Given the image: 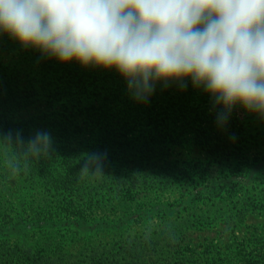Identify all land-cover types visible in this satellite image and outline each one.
I'll return each instance as SVG.
<instances>
[{"label": "trees", "instance_id": "16d2710c", "mask_svg": "<svg viewBox=\"0 0 264 264\" xmlns=\"http://www.w3.org/2000/svg\"><path fill=\"white\" fill-rule=\"evenodd\" d=\"M20 48V54H25L23 47ZM35 50L31 51V54L37 58L40 67L48 72L59 70V78L67 79L65 84L72 80L78 87L77 93L85 94L88 98L82 103L80 97H72L73 94L68 90L72 87L66 85L61 93H64V97L59 99L56 93V104L60 107L36 118V125L43 126L45 123L56 129V153L60 152V147L63 151V158L59 161H52L51 154L50 157L38 161L30 160L27 170H23L24 175L35 177V174L43 169V176L49 181V189L56 191V194L60 193L61 198L56 197L54 205L56 221L52 214L49 221H43L45 224L53 226L56 223V229L73 228L79 236L90 235L94 230L116 231L124 226L120 225L125 222L123 217L118 221H110L97 219L92 215L97 209L106 206L109 197L97 198L94 191L83 190L84 178L78 174L83 164L80 149L83 145L77 146L73 143L78 136L86 134L100 146L111 145L124 155L123 153L131 147L130 133L133 134V130L142 127L148 132L146 137L143 135L144 147L159 145L162 142L178 143L182 146L186 143L198 148L204 154V159L191 158L184 162L172 160L167 166L146 174H142L139 169L128 163L125 166L134 173L130 179H123V175L119 174L123 172V165L118 162V173L112 193L115 199L119 201L134 194H146L151 190L147 179L149 174L166 181L170 178L178 179L179 183L175 188L180 197L177 204L173 205L179 209L189 211L196 207L195 204L206 206L211 203V206H214L235 196L241 199L240 207H235L239 219L243 218L247 208L264 209V192L253 197L248 190L249 185L264 169L263 156H260L264 148V131L260 138L253 139V146H249L248 133L243 121L239 119L240 113L236 107L226 124L221 126L217 124L216 119L219 108L213 106L211 98L203 89L194 88L191 81L185 82L186 88H181L176 83L168 86L157 83L155 91L146 103L137 102L129 93L126 81L115 70L82 67L75 61L60 63ZM19 77L20 70L17 67L3 63L0 59L1 130L4 133L11 130L14 134L19 131L26 143L29 139L28 120L17 119L15 111L20 109L19 106L27 100V94L30 92L25 93L26 97L19 94ZM65 146L70 148L64 150ZM3 151L6 153L9 150L3 148ZM166 181L162 190L168 188ZM1 208L0 229L7 235L13 234L14 231L17 234L24 232L21 234L24 235L34 229V221H42L43 214L49 212L40 206L41 210L35 212L37 216H32V219L36 220L31 219L28 223L20 215L9 218L4 213L5 209ZM167 210V206L151 208V211L163 212L164 215ZM153 239H147L143 246L120 245L119 250L121 249L128 259L126 264H131L134 257H137L141 264H264V250L259 247L264 244L256 245L255 247L259 248L251 254L246 249L247 244H250L247 239L236 244L240 257L237 253L232 254V251L228 250L229 247L221 252L208 244L203 245L201 251L199 249L196 252L189 246L184 249L178 247L169 251L170 255L158 257L150 252L154 246L153 243L151 248ZM169 240L174 241L175 237L170 236ZM12 248L8 250L11 260L22 259L26 264H37L42 257L38 253L39 250L36 251L30 246L26 248L19 241ZM119 250H100L93 246L84 257H81L78 250L76 259L70 264H115V256ZM56 253L58 264H68L65 259L67 253L63 251L61 244L56 245Z\"/></svg>", "mask_w": 264, "mask_h": 264}, {"label": "clouds", "instance_id": "9594fccd", "mask_svg": "<svg viewBox=\"0 0 264 264\" xmlns=\"http://www.w3.org/2000/svg\"><path fill=\"white\" fill-rule=\"evenodd\" d=\"M0 34L60 63L115 70L137 102L157 83L191 81L219 108L218 125L237 106L264 119V0H0ZM52 143L46 131L25 143L0 130L8 178ZM105 157L85 153L79 176H104Z\"/></svg>", "mask_w": 264, "mask_h": 264}, {"label": "rangeland", "instance_id": "374dc122", "mask_svg": "<svg viewBox=\"0 0 264 264\" xmlns=\"http://www.w3.org/2000/svg\"><path fill=\"white\" fill-rule=\"evenodd\" d=\"M20 47L22 46L7 34H0L1 61L20 70L19 94L26 97L25 93L30 92L27 94V100L19 106L20 109L17 108L18 110L15 111L16 118L23 121L28 120L29 133L27 136L29 138L33 137L37 131H46L51 135L53 141L52 161L56 162L63 158L61 147L59 148L60 152L56 153V129L50 125L47 126L45 123L43 126L36 125V118L45 113L49 114L52 110L60 107L56 104V93L61 99L64 95L61 93L65 90L66 85L72 87L71 90L68 88L73 94L72 97H80L82 103L88 98L85 94L77 93L78 87L72 80L69 84H65L67 79L59 78L61 74L59 70L48 72L40 67L37 58L32 57L31 51L34 49L23 48L25 54H20L22 52ZM236 108L240 113L239 119L243 121L248 133L249 146H253V139L260 138L262 131H264V119L239 106ZM133 132V134L130 133L131 147L123 153L124 155L111 145L100 146L86 134L78 136L73 143L77 146L83 145V148L79 147L83 155L92 152L106 153L103 161L105 175L99 178L91 176L84 178L85 189L83 187V190L86 192L94 191L97 198L109 197L106 206L100 210L97 209L92 215L97 219L103 218L110 221H118L120 217L125 219L124 224L119 223L124 226L116 231L94 230V233L87 236H79L73 228L68 230L67 227L56 229V223L50 226L43 222L49 221L52 214L56 221L54 205L56 197L61 198L60 193L56 194V191L53 192L49 189V181L43 176V169H40L35 177H33L34 175H24L22 170L17 178L9 179L4 163L5 153L0 147V208L4 205L1 209H5L4 213L9 218L20 215L28 223L36 220L32 219V216H37L35 212L41 210L40 206L49 210L43 214L42 221H34L36 223L34 229H30L24 235H21L24 232L17 234L15 231L13 234L7 235L5 232L3 234L0 229V264H26V261L22 259L20 261L11 260L10 255H8L9 248L15 247L18 241L23 243L26 248L30 246L36 251L39 250L38 253L42 257L37 264H58L57 244L63 246V251L67 253L65 259L70 264L76 259L78 250H80L81 257H84L93 246L100 250H119L120 245L143 246L145 241L151 237L154 238L151 241V248L153 243L154 246L150 252L158 257L170 255L169 251L178 247L184 249V247L189 246L196 252L199 249L201 251L202 246L207 244L213 246L215 250L219 251L220 249L221 252L229 247L228 250H231L232 254L237 253L240 257L239 248L236 244L243 239L250 242L246 249L251 254H254L255 249L259 247L264 250V246L255 247L264 244V209L247 208L248 210L243 213V218L239 219L236 216L235 208L240 207L241 204V199L238 196L231 197L214 206H211V203H207L206 206L195 204L196 207L189 211L179 209L178 206L173 205V203L177 204L176 202L179 201L180 197L176 189V185L179 183L178 179L170 178L166 181L164 178L148 174L147 179L151 190L146 194H134L119 201L115 199L112 193L116 173H118L116 167L118 162L123 165V172L119 174L123 175V179H130L134 173L125 166L128 163L129 165L132 164L135 169H139L142 174H146L167 166L172 160L184 162L191 160V158L204 159V154L198 148L186 143L182 146L178 143L162 142L159 145L144 147L143 135L146 137L148 132L143 127L136 128ZM69 148L65 146L64 150ZM260 156H263L264 160V148H262ZM164 181H166L165 185H168V188L162 190ZM137 189L139 190L140 187ZM248 190L253 197L262 191L264 192V169L258 174V178L249 185ZM155 206H167V213L164 215L163 212L151 211V208ZM146 235L147 239L145 238ZM170 236H174L175 240L170 241ZM134 258L131 264H141L137 257ZM127 260L125 253L120 249L115 256V264H126Z\"/></svg>", "mask_w": 264, "mask_h": 264}]
</instances>
